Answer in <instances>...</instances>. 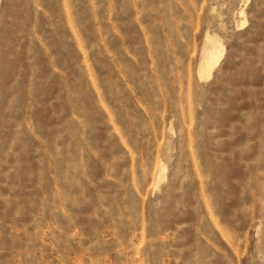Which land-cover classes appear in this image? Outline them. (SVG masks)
I'll list each match as a JSON object with an SVG mask.
<instances>
[{
  "label": "rangeland",
  "instance_id": "rangeland-1",
  "mask_svg": "<svg viewBox=\"0 0 264 264\" xmlns=\"http://www.w3.org/2000/svg\"><path fill=\"white\" fill-rule=\"evenodd\" d=\"M0 264H264V0H0Z\"/></svg>",
  "mask_w": 264,
  "mask_h": 264
}]
</instances>
